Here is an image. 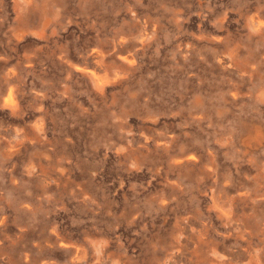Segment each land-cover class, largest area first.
<instances>
[{"label": "rangeland", "instance_id": "rangeland-1", "mask_svg": "<svg viewBox=\"0 0 264 264\" xmlns=\"http://www.w3.org/2000/svg\"><path fill=\"white\" fill-rule=\"evenodd\" d=\"M34 6L0 0V264L235 251L219 210L264 218V0Z\"/></svg>", "mask_w": 264, "mask_h": 264}, {"label": "bare ground", "instance_id": "bare-ground-1", "mask_svg": "<svg viewBox=\"0 0 264 264\" xmlns=\"http://www.w3.org/2000/svg\"><path fill=\"white\" fill-rule=\"evenodd\" d=\"M14 3V8L18 10H25L28 8H34L36 0H11ZM251 27H254L257 30H262L264 28V21L254 20L249 23ZM139 43L141 46H144L143 34L147 32V24H140L139 22ZM152 25V24H150ZM134 39H138L135 37ZM96 54V53H95ZM97 55L96 57H99ZM135 55H125L122 60L134 61L133 58ZM84 72L91 77L95 82L106 80V74H100L97 70L86 69ZM98 82V84L100 83ZM6 92V91H5ZM9 96L11 92H8ZM11 97V96H10ZM192 157V156H191ZM190 157V158H191ZM261 195V194H255ZM253 196L252 199H257V196ZM263 195V194H262ZM30 204H25V208H30ZM219 217L225 220L224 225H228V230L224 234V240L234 241L237 248L235 251L225 250L223 254H216L215 249L216 244L212 241L197 236L194 238L192 243L195 244V247L187 254L184 252V247L178 249L177 255H174V258L171 259V262L167 264H264V218H259L257 212L248 214L242 212L240 214L234 213L232 210L222 208L219 210ZM57 236V235H56ZM56 246L62 249H68L71 253V259L65 262H54L48 261L41 264H96L100 261V257L96 254H91V248L87 247L86 244H72L69 241H66L63 237H56L50 243L49 246ZM108 254H114L113 251ZM89 258V260H88ZM92 258V259H91ZM18 260V259H15ZM26 257L25 261H28ZM88 260V261H87ZM126 264H131V260L124 261ZM2 264H19V262L14 261L12 258L8 257L7 261H3ZM22 264H24L22 262ZM140 264H161L157 259L155 261L150 259H145L143 257ZM163 264H165L163 262Z\"/></svg>", "mask_w": 264, "mask_h": 264}]
</instances>
